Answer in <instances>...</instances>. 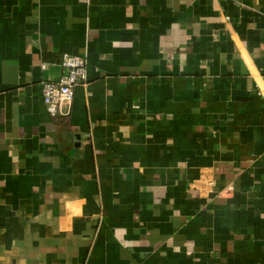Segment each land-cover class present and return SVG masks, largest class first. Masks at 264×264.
<instances>
[{
  "label": "crops",
  "instance_id": "obj_1",
  "mask_svg": "<svg viewBox=\"0 0 264 264\" xmlns=\"http://www.w3.org/2000/svg\"><path fill=\"white\" fill-rule=\"evenodd\" d=\"M0 264H264V0H0Z\"/></svg>",
  "mask_w": 264,
  "mask_h": 264
},
{
  "label": "built area",
  "instance_id": "obj_2",
  "mask_svg": "<svg viewBox=\"0 0 264 264\" xmlns=\"http://www.w3.org/2000/svg\"><path fill=\"white\" fill-rule=\"evenodd\" d=\"M62 64L67 74L57 82H47L42 86L43 100L52 116L59 114L64 103L73 101L75 88L87 80V63L82 56L64 54Z\"/></svg>",
  "mask_w": 264,
  "mask_h": 264
}]
</instances>
